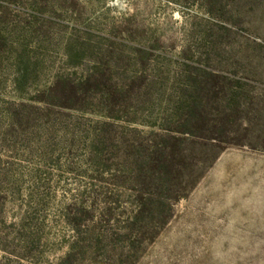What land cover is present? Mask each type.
<instances>
[{
	"label": "rangeland",
	"instance_id": "rangeland-1",
	"mask_svg": "<svg viewBox=\"0 0 264 264\" xmlns=\"http://www.w3.org/2000/svg\"><path fill=\"white\" fill-rule=\"evenodd\" d=\"M7 48L15 53L0 61V88L11 97L98 76L128 93L139 122L161 125L202 100L191 115L204 111L198 126L210 127L217 159L137 264H264V0H0ZM54 175L53 228L72 202L64 191L77 193L81 181Z\"/></svg>",
	"mask_w": 264,
	"mask_h": 264
},
{
	"label": "trees",
	"instance_id": "trees-1",
	"mask_svg": "<svg viewBox=\"0 0 264 264\" xmlns=\"http://www.w3.org/2000/svg\"><path fill=\"white\" fill-rule=\"evenodd\" d=\"M11 49L0 50L1 63ZM97 77L57 79L28 100L0 88V264H137L217 159L210 127L198 126L204 111L191 115L202 100L187 118L175 110L162 125L145 124L128 93ZM192 119L185 132L183 120ZM55 172L59 182L81 181L77 193L64 191L72 202L53 228ZM57 248L66 251L52 263L46 257Z\"/></svg>",
	"mask_w": 264,
	"mask_h": 264
}]
</instances>
